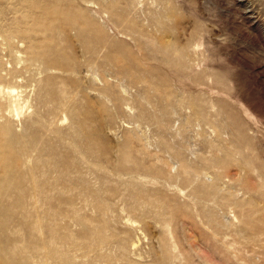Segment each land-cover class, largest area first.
<instances>
[{"label":"rangeland","instance_id":"1","mask_svg":"<svg viewBox=\"0 0 264 264\" xmlns=\"http://www.w3.org/2000/svg\"><path fill=\"white\" fill-rule=\"evenodd\" d=\"M0 264H264V0H0Z\"/></svg>","mask_w":264,"mask_h":264}]
</instances>
